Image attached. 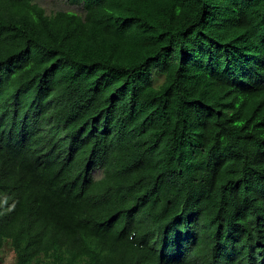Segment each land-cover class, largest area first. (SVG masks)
I'll return each mask as SVG.
<instances>
[{
    "label": "trees",
    "instance_id": "16d2710c",
    "mask_svg": "<svg viewBox=\"0 0 264 264\" xmlns=\"http://www.w3.org/2000/svg\"><path fill=\"white\" fill-rule=\"evenodd\" d=\"M66 2L0 0V251L264 264V0Z\"/></svg>",
    "mask_w": 264,
    "mask_h": 264
},
{
    "label": "rangeland",
    "instance_id": "374dc122",
    "mask_svg": "<svg viewBox=\"0 0 264 264\" xmlns=\"http://www.w3.org/2000/svg\"><path fill=\"white\" fill-rule=\"evenodd\" d=\"M40 5H42L47 12H51L57 9L63 10H79L77 6L69 5L66 0H36ZM95 177H100L102 172L99 170H94ZM1 261L0 264H15V254L11 246L6 243L2 251H0Z\"/></svg>",
    "mask_w": 264,
    "mask_h": 264
}]
</instances>
